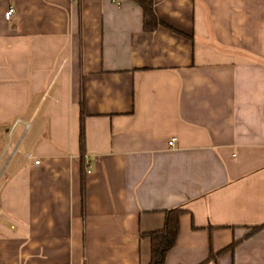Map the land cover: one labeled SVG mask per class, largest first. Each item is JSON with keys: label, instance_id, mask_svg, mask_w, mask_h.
Segmentation results:
<instances>
[{"label": "crops", "instance_id": "crops-1", "mask_svg": "<svg viewBox=\"0 0 264 264\" xmlns=\"http://www.w3.org/2000/svg\"><path fill=\"white\" fill-rule=\"evenodd\" d=\"M153 1L0 0V264H264V0Z\"/></svg>", "mask_w": 264, "mask_h": 264}, {"label": "trees", "instance_id": "trees-1", "mask_svg": "<svg viewBox=\"0 0 264 264\" xmlns=\"http://www.w3.org/2000/svg\"><path fill=\"white\" fill-rule=\"evenodd\" d=\"M136 1L144 9L145 21H149L150 18H155L153 0ZM81 140L83 145V138ZM185 210L184 207H177L168 210L166 212V221L163 228L146 233L151 240V260L148 264H165L167 255L176 243L180 228V218ZM263 227L264 223L257 225L252 228L251 233L258 231Z\"/></svg>", "mask_w": 264, "mask_h": 264}, {"label": "built area", "instance_id": "built-area-1", "mask_svg": "<svg viewBox=\"0 0 264 264\" xmlns=\"http://www.w3.org/2000/svg\"><path fill=\"white\" fill-rule=\"evenodd\" d=\"M15 13V8L14 7H11L10 9H9V11H8V14L9 15H13ZM175 138H172L171 139V141H169V145L170 146H174V144H175ZM37 163H38V161H37Z\"/></svg>", "mask_w": 264, "mask_h": 264}]
</instances>
